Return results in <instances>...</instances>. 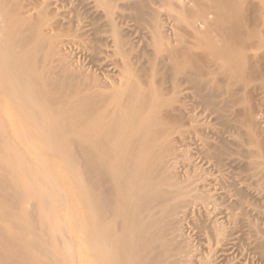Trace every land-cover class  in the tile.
<instances>
[{
    "label": "bare ground",
    "instance_id": "6f19581e",
    "mask_svg": "<svg viewBox=\"0 0 264 264\" xmlns=\"http://www.w3.org/2000/svg\"><path fill=\"white\" fill-rule=\"evenodd\" d=\"M48 1L0 0V264H226L238 237L204 182L184 185L177 144L200 134L185 130L193 95L264 94V0H159L176 26L152 5L146 60L117 25L121 10L96 0L112 33L106 82L72 65L65 50L87 49L86 30ZM243 109L250 178L264 188V141ZM197 213L201 247L183 233Z\"/></svg>",
    "mask_w": 264,
    "mask_h": 264
},
{
    "label": "rangeland",
    "instance_id": "374dc122",
    "mask_svg": "<svg viewBox=\"0 0 264 264\" xmlns=\"http://www.w3.org/2000/svg\"><path fill=\"white\" fill-rule=\"evenodd\" d=\"M46 1L48 0H34V3L35 6L38 5L39 8L43 3H46ZM51 1H57V3L59 2V4H57V8H60V11L64 10L65 12H63L66 14V16L69 17L70 13L72 12L73 14H71L69 18H72L70 20H73V22H75L74 26L79 27L80 29L84 28L86 30L85 33L83 30L81 31L82 33H84V46L85 48H87L85 50H87L88 52L86 53L84 52V49H78L74 46H71L72 50L70 49V47H68L69 49L67 48V50H65V52H67V57L70 56V60L72 59L73 61H75H68V63L73 62V64L71 63L72 65L76 64V69L78 66L81 67V70L87 69L86 71L82 70V72H88L89 70V73L93 76L95 75V77H98L99 80L104 75L106 76L110 71L112 72L113 66L110 64V61L106 63V61L112 59H106V61L103 60L108 57V51L111 50L110 52H112L113 50L112 43L110 42L112 33L110 31L111 29H109L107 26L106 28L104 26L106 24L103 23L102 20V22H100L98 16H95L93 14V10L91 8L94 7V3L96 0H64V3L62 2V0H49L48 2ZM106 1L110 2L111 7L115 6L116 8L118 7V10H121L119 11L122 14L121 17L119 18L116 16L117 19L115 21L120 28L125 30L126 33H124V35H126L127 41H130H128V43H130L129 46H131L133 43V47L131 46V48H135L134 50L136 51H134L133 54L139 55L140 53H142V55L140 54V57L143 56L144 51H149L147 43L149 40L148 38L150 32L154 26V22L152 21V12L150 10L153 8V6H157L156 10L159 12L158 15H160V24L164 23L165 26L173 24L170 27L176 26L172 17L174 13L169 7L162 5L161 1L159 0ZM142 2H146L147 9L145 6V10H143L144 17L141 20L140 17H138V5L140 3L142 4ZM52 3H54V6H56L55 2ZM53 7L52 9L55 11L56 7ZM62 7L65 9H63ZM66 7L68 9H72L73 11H67ZM56 11L58 10L56 9ZM32 12L33 14L36 13V11ZM57 13L60 14L61 12L58 11ZM64 16L62 15L61 17L65 18ZM99 22L100 25L98 24ZM101 25L104 27H101ZM151 25L152 27L149 30L148 28ZM162 26L164 25H161L160 27ZM185 27L187 28L186 25ZM185 27L182 26V29H186ZM166 28L167 30H169V27ZM76 30L77 29H74V35L72 34L73 36H70L67 39L77 40L76 37L78 36V33L76 32ZM170 31L172 30H169V32ZM108 36H110L109 42L107 41ZM102 37L103 39L106 38L105 40L107 42L103 40ZM74 48L78 50H75ZM145 48H147L148 51ZM65 52L64 54L66 56ZM105 52L107 55L105 54ZM110 52L109 54H111L112 57V53ZM146 52L144 55L145 57L143 56L145 60L147 58ZM68 54L70 55L68 56ZM108 63L112 67L110 68V70L107 69L109 67L106 68V64ZM75 66H73V68ZM80 67L78 68L79 70ZM110 75L111 74L109 73L110 79H113L114 77H111ZM112 76H114L113 73ZM107 77L104 78L107 79ZM104 78H102L101 80L103 81ZM108 80L109 79H107L106 81ZM218 82L221 83L222 80L219 79ZM195 91L196 90H194V92ZM213 95L214 97H212L213 99L211 101L212 104L207 103L208 105H210L209 107L206 103L204 104L205 100V102H207V96H203L202 98L199 95L192 96L193 98H191L192 100H189V103L191 104V106L192 104H194L193 106L195 108L188 107L190 108L189 112L192 108L193 110H191L190 113L193 114L194 111L193 115H196L198 118L196 117V123L185 129L187 133L194 132V130L198 132V134L200 133L198 138H201L203 134L202 137H204V140L207 141L208 146H206V148H208L209 153H206L208 150H203V148L205 149V144L203 143L202 145V142L200 143L203 138L198 140V138L196 137V140L194 137L196 142H194L195 140H192V138H190L191 141L190 139H188L189 141L186 140L187 143H182L184 145H181L180 143L177 144V162L179 164L176 166V171L180 172L178 174L184 181V185L188 184V182L191 183L193 181H198L196 185H202L204 182L203 185L206 184L208 186L207 188L210 189V191L208 189L207 190L210 193L212 192L211 194L216 195V208H219L218 211H220L221 209L220 212L223 211L225 213L219 216V224L222 223L223 227H225V231L227 230L231 232V234L236 233L237 236H235L236 238L238 237L237 244L235 248L231 249V251L229 252L230 256L225 261V263L264 264V188H262L261 186H257V184L255 183L256 179L250 178L252 174H256L251 170V167L249 166V163L250 161H252L253 157L248 154L247 150L251 147V145L246 136L245 128H243L240 124L245 120V116L248 114L247 112H245L246 114H243V108H251L249 112L253 113V117L257 119L255 120L257 121V126L254 125L256 126L254 128H256V130L260 133V139L264 141V94L260 96L261 98L259 96H255L256 98L251 102L238 101V98L236 96L223 97L222 95L215 93H213ZM194 97H197L195 101L193 100ZM191 101L194 102L192 103ZM189 103L188 106H190ZM201 103L204 106L200 105ZM217 107H219V109ZM215 109L218 111H216ZM240 109L242 110V112H240ZM6 125L13 126L12 120L8 118L6 120ZM198 142L201 145H199ZM218 148L221 150L219 154L217 153L218 151H220ZM191 165L193 166L191 167ZM63 187L72 191V187H70L67 182L63 184ZM221 195L224 197H222ZM212 208H214V206ZM204 220L205 219L203 215L197 213L196 216L193 217V222L192 220L188 221V224H186L187 221L185 222L186 226L184 227L183 233H185V236L188 235L187 238H191L192 243H194L197 247H201V243H204V240L208 237V235L206 237L205 232L200 231V229L198 228L199 223H203ZM66 225L69 226V228L74 226L72 221H67ZM229 232L226 233L228 234ZM199 244L201 245L199 246Z\"/></svg>",
    "mask_w": 264,
    "mask_h": 264
}]
</instances>
